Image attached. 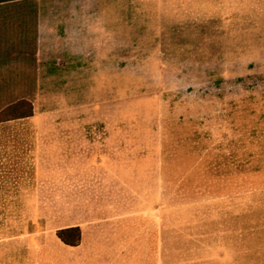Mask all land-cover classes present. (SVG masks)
I'll return each mask as SVG.
<instances>
[{"label": "rangeland", "instance_id": "374dc122", "mask_svg": "<svg viewBox=\"0 0 264 264\" xmlns=\"http://www.w3.org/2000/svg\"><path fill=\"white\" fill-rule=\"evenodd\" d=\"M182 8L0 5V111L33 107L0 123V264H264L236 235L235 83L253 59L159 32Z\"/></svg>", "mask_w": 264, "mask_h": 264}, {"label": "crops", "instance_id": "0c3cea01", "mask_svg": "<svg viewBox=\"0 0 264 264\" xmlns=\"http://www.w3.org/2000/svg\"><path fill=\"white\" fill-rule=\"evenodd\" d=\"M177 11L186 23L161 25L159 32L186 33L191 42L235 43L237 58L253 59L245 70L237 71L235 83L236 235L251 234L253 244H262L264 0H186V8Z\"/></svg>", "mask_w": 264, "mask_h": 264}, {"label": "trees", "instance_id": "16d2710c", "mask_svg": "<svg viewBox=\"0 0 264 264\" xmlns=\"http://www.w3.org/2000/svg\"><path fill=\"white\" fill-rule=\"evenodd\" d=\"M25 0H0V5ZM33 117L32 104L27 100H20L14 104L4 107L0 111V123L10 121H23ZM56 238L67 247H76L81 241V231L78 227L62 229L57 231Z\"/></svg>", "mask_w": 264, "mask_h": 264}]
</instances>
